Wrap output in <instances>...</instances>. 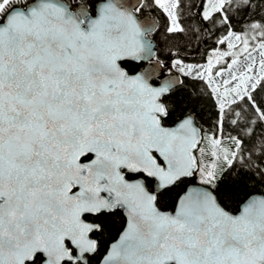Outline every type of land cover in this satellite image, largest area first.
Wrapping results in <instances>:
<instances>
[{
    "label": "snow or ice",
    "instance_id": "snow-or-ice-1",
    "mask_svg": "<svg viewBox=\"0 0 264 264\" xmlns=\"http://www.w3.org/2000/svg\"><path fill=\"white\" fill-rule=\"evenodd\" d=\"M161 37L184 79L154 86ZM241 184L264 188V0H0V264H91L117 212L98 264H264Z\"/></svg>",
    "mask_w": 264,
    "mask_h": 264
},
{
    "label": "trees",
    "instance_id": "trees-1",
    "mask_svg": "<svg viewBox=\"0 0 264 264\" xmlns=\"http://www.w3.org/2000/svg\"><path fill=\"white\" fill-rule=\"evenodd\" d=\"M143 12L145 14H149L152 17H155L157 22L161 25V27L164 25L165 18L161 14L153 11V9L146 8V9H143ZM174 43H177L180 46H183L184 42L177 41ZM169 47H172V44L166 45L164 43L163 37H161V51L158 53V56L161 60L164 61V64H165V67H163L162 69L163 73L165 72V70L169 72L171 69L169 65L172 59L168 58V48ZM194 48L197 50H194ZM213 48H221V46L215 43V38L208 39L207 43H203L202 41L201 42L193 41V44L189 45L187 51L182 52L181 56L184 57L185 62L187 63L188 62L189 63H204L206 59L208 58V56H210L211 49ZM172 50L176 51V48L172 47ZM142 66H143V63H141V65L137 68V70L141 69ZM181 79L183 80L184 77L182 76ZM196 85H197V91H203L206 88L205 83L201 81H196ZM188 91H192V89L189 88ZM184 95L185 93L183 92L174 93L173 96L169 98V102L182 99ZM205 99H207V97H205ZM178 116H179V112L173 113V115L170 116L169 119L165 121V123L168 125H171L178 118ZM205 119H207V116L205 117ZM209 127H210L209 124L204 125V128L206 131L209 129ZM232 134L234 135L235 133H232ZM257 135L259 136V132L257 133ZM225 144H227V140H225ZM249 192L253 194H261L262 192H264V188H261L260 185H256L255 187L250 186L249 188H245L241 184L239 186L237 197L235 198L234 201L229 202L230 205L234 207L236 203H238L240 200L245 199L246 196L249 194ZM122 220H123L122 214L120 212H117L115 215L111 216L106 221V223L108 224V229L106 231L105 237L102 238V247L100 249V252L97 254V256L92 259L91 264H96L98 262L99 258L105 251V248L108 245V243L111 242L113 239H115L116 235L118 234V231L122 227Z\"/></svg>",
    "mask_w": 264,
    "mask_h": 264
},
{
    "label": "water",
    "instance_id": "water-1",
    "mask_svg": "<svg viewBox=\"0 0 264 264\" xmlns=\"http://www.w3.org/2000/svg\"><path fill=\"white\" fill-rule=\"evenodd\" d=\"M133 2H135V0H133ZM153 19H155L154 17H152ZM156 20V19H155ZM145 63L144 67H142V69L144 70H150L151 66L147 63V62H143ZM141 70V69H140ZM139 71V70H138ZM161 72V69H157L155 75L153 76L152 79L156 78ZM176 76H178L177 74H166V75H163L161 78H159V81L158 83L154 84V86H159L161 84H163L164 82L168 81V80H171V79H174ZM256 195H259V194H256ZM121 230V229H120ZM119 234V232H118ZM118 234L116 235L115 239H113L111 242L115 241L117 238H118ZM110 242V243H111ZM108 246V245H107ZM107 248V247H106ZM106 250V249H105ZM105 252V251H104ZM104 254V253H103ZM102 254V255H103ZM99 262V261H98ZM98 262L96 264H98Z\"/></svg>",
    "mask_w": 264,
    "mask_h": 264
},
{
    "label": "rangeland",
    "instance_id": "rangeland-1",
    "mask_svg": "<svg viewBox=\"0 0 264 264\" xmlns=\"http://www.w3.org/2000/svg\"><path fill=\"white\" fill-rule=\"evenodd\" d=\"M212 51H211V53H210V56H208V58H210V57H212ZM206 62V61H205ZM204 62V63H205ZM187 63V62H186ZM189 63V62H188ZM204 63H199V64H204ZM214 63H215V60H214ZM174 65V59H172L171 60V62H170V65H169V67L171 68L170 69V71L169 72H167L166 70H165V72L164 73H172V71H175L176 72V69H175V67L173 66ZM217 67H220V65H217ZM178 73V72H177ZM227 74H225V76H226ZM222 78L221 77H217L216 78V80H217V82H220V80H221Z\"/></svg>",
    "mask_w": 264,
    "mask_h": 264
},
{
    "label": "flooded vegetation",
    "instance_id": "flooded-vegetation-1",
    "mask_svg": "<svg viewBox=\"0 0 264 264\" xmlns=\"http://www.w3.org/2000/svg\"><path fill=\"white\" fill-rule=\"evenodd\" d=\"M141 68H142V67H141ZM179 76H180V75H179ZM180 77L182 78V76H180ZM155 79H156V78L152 79V83H154V84L157 83V81H158V77H157V81H155ZM121 214H122V213H121ZM122 217H123V215H122ZM120 229H121V228H120ZM119 231H120V230H119ZM119 231H118V232H119ZM106 247H107V246H106ZM105 249H106V248H105Z\"/></svg>",
    "mask_w": 264,
    "mask_h": 264
}]
</instances>
